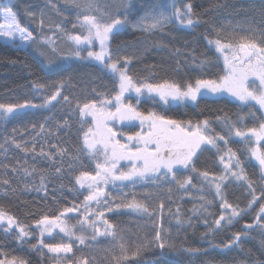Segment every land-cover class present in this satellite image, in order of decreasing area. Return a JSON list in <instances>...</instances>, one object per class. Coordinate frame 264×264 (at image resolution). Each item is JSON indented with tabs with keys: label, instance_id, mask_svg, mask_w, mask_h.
I'll return each mask as SVG.
<instances>
[{
	"label": "snow or ice",
	"instance_id": "snow-or-ice-1",
	"mask_svg": "<svg viewBox=\"0 0 264 264\" xmlns=\"http://www.w3.org/2000/svg\"><path fill=\"white\" fill-rule=\"evenodd\" d=\"M64 3L66 7L77 10L73 28L78 25L79 33L65 32L74 50L70 53L60 52L55 47L52 37H41L42 43L49 46L53 56L73 57L96 65L101 72L113 80L115 94L108 99L105 93H100L99 95L104 96V99H94L83 103L82 106L77 100L73 106V100L64 94L70 79H59L51 82L50 86L39 82L33 83V95L39 97L40 103L31 99L17 103H0V121L4 122L19 118L29 109H50L60 103L68 106L70 111L78 114L80 118L81 150L95 162L93 171H80L74 177L77 190L84 189L88 193L84 196L83 202L80 205L73 202L71 207H64L57 214H44L37 219L35 225L39 239L37 244L30 246L31 250L41 254L44 252L51 254L55 264H71L69 254L74 255L73 244L78 241L83 246L89 239L96 241L98 236L109 237L114 241V251L111 252L109 264H128L130 258L139 256L150 246L161 250V255L165 251L178 250L177 244L170 238V230L165 229L162 222L163 201L150 210L149 203L145 201L151 193H144V200H138L136 193L133 192L131 199L126 201L127 193L120 198L113 197L111 192L107 191L110 186L114 190H122L126 186L134 189L137 184L144 182H156V186H159L158 182L164 178L169 183H175L185 194H189L190 188H197L193 183L195 176L202 186H207L221 209L218 218L210 225L207 220L204 221L210 233L218 232L238 222L258 200L264 199V191L257 196L255 182L248 175L240 155L227 147L230 138L247 145L246 159L259 167L261 188L264 189V146L261 143L264 142V29H257L251 25L229 26L227 32L224 27L216 29V38L208 39L207 43L218 53V59L223 61L222 76L215 79L196 78L194 81L175 78L154 80L155 73H150L148 77H139L131 73L130 65L135 56L122 54L119 47L113 48V38L129 26L154 32L162 30L166 23L174 22L181 28L194 29L201 20L194 12L191 3H187L181 9L176 7L175 0L171 2L164 0L156 7L145 9L142 16L133 15L131 0L123 6V10L117 9L114 15L101 8L96 0H64ZM14 6L11 0H8L7 4L0 5V21H2L0 41L17 48H31L36 43L37 37L21 25L17 12L13 11ZM26 15L35 19V14L32 12L26 11ZM43 24L41 18V27ZM55 27L58 31H64L60 24H56ZM97 44L98 50H94ZM35 53L39 62L47 67L50 75H59L63 71L61 66L44 51L37 48ZM208 63L209 61L203 60L197 65L193 59V68L203 72ZM176 71L179 72L180 69L177 68ZM207 96H230L241 107H247L249 112L246 116H238L237 121H233L227 115L216 117L215 122L221 125L223 132L226 133L221 134L212 128V122L208 119L193 124L191 121L184 122L169 118L154 110L145 114L138 107L142 98L159 100L164 105H168L172 102L197 104L200 98ZM132 99H135V104L132 103ZM257 111L260 112V117L256 116ZM247 117L258 120V126L238 127L237 123L243 125ZM136 121L139 122L140 131L126 135V140L122 142L125 134L118 133L112 125L117 123L132 125ZM86 124L91 126L84 130ZM67 126L69 122L66 120L64 127ZM36 128L37 125H31L32 131L35 132L31 147H28V141L21 142L15 137L6 139L5 143L45 160L56 161L59 157L61 166L54 169L57 176L62 174L65 156L72 161L69 164L70 168L79 162L78 155L71 156L67 148L58 145H53L51 151H45L41 147L37 153L36 137L52 133L44 124L39 126V131H36ZM16 131L13 129V132ZM221 143L225 146L223 149ZM0 149H4V144H0ZM211 150H215L218 154L222 153L218 156L222 165L220 174L202 171L196 167L199 155ZM121 162H127V166H122ZM12 170L19 171L26 179L33 177L37 171L34 167L29 169L26 166ZM184 172H190L192 175L180 179L179 176ZM0 183L5 185L3 189L5 193L9 189L16 191L11 188L7 179ZM230 183L239 184L247 189L251 199L245 208L228 201L225 189ZM23 190L44 193L47 196L46 175L40 174L38 186L35 183L31 185L24 183ZM168 191L171 192L172 189L169 188ZM197 191H203V187L197 188ZM198 199L201 203L198 208L194 207L193 212L207 213L208 208L213 206V200L205 196H200ZM157 210L159 215L157 219L152 220L155 228L152 239L145 238L135 243L134 247L116 225L105 219V212L121 211L151 219ZM69 214L80 215L81 218L76 225L69 224ZM175 215L177 229L185 224L192 227L191 218L182 219L179 208ZM208 215L212 214L208 213ZM57 229L63 234L61 241L45 243V237L53 236ZM244 229V232L234 233L228 243L223 245V249L231 250L238 247L241 240L254 229L264 231V205L260 207L253 222L244 225ZM88 230H91L90 238L83 234ZM0 231L5 235L15 233V239L20 244L25 243L31 235L30 229L21 224L3 206H0ZM78 231L81 234L77 235ZM64 238L68 242H64ZM179 250L190 254L200 252V249L184 248L183 245L179 246ZM0 264H28V261L13 256L11 259H0ZM76 264H89V261L82 257Z\"/></svg>",
	"mask_w": 264,
	"mask_h": 264
},
{
	"label": "trees",
	"instance_id": "trees-1",
	"mask_svg": "<svg viewBox=\"0 0 264 264\" xmlns=\"http://www.w3.org/2000/svg\"><path fill=\"white\" fill-rule=\"evenodd\" d=\"M96 2L101 8L114 15L117 9L123 10L128 0H96ZM162 2L164 0H131L132 13L142 16L145 9L156 7ZM11 3L15 5L13 11L17 12L21 25L37 39L31 48H17L0 41V103H17L23 102L24 99L40 103L39 97L33 95V83L39 82L50 86L51 82L59 79H70V84L66 86L64 94L73 100V106L77 100L82 106L83 103L94 99H104L105 97L100 96V93H105L107 98L111 99L115 94L114 82L96 65L73 57L53 56L49 46L41 41V37H52L55 47L60 52H72L74 47L65 32L79 33L78 25L75 29L73 28L77 17L76 9L66 7L64 0H12ZM187 3L193 5L194 12L201 20V23L194 29H184L171 22L166 23L162 30L154 32H146L139 27L129 26L114 36L113 48L119 47L122 54L135 56L130 65L132 74L148 77L150 73H155L154 80L215 79L224 74L222 59H218V53L207 43L208 39L216 38V29L224 27L227 32L229 26L238 25L242 27L251 25L257 29H264V0H175L176 7L181 9ZM26 11L34 13L35 19L27 16ZM167 14L165 11V15ZM41 18L44 21L43 27L40 25ZM56 24H60L64 31H58ZM37 48L58 62L63 69L59 75H50L47 67L39 62L35 53ZM193 59L197 65L203 60L209 63L201 72L193 68ZM177 68L180 69L179 72L176 71ZM132 103H136L135 99H132ZM138 107L145 114L154 110L169 118L184 122L191 121L193 124L208 119L212 122V128L221 134L226 133L223 132L221 125L215 122L216 117L227 115L233 121H237L238 116H246L249 112L247 107H241L228 96L203 97L198 100L197 104L170 103L168 105H164L159 100L152 101L142 98ZM256 116L260 117L259 111L256 112ZM66 120L69 126L64 127ZM32 124L37 125L36 131H39V126L44 124L45 128L52 133L36 137L37 153L41 147L45 151H51L53 145H58L61 148H67L71 156L78 155L79 162L70 168L69 164L72 161L65 156L62 174L57 176L54 169L61 166L59 157L56 161L45 160L39 156L34 157L31 152L24 153L5 143L6 139L15 137L21 142L28 141V147H31L32 137L35 136V132L31 129ZM58 125L60 127H57ZM90 126L86 124L84 130ZM237 126H258V120L247 117L243 125L237 123ZM13 129L17 131L13 132ZM122 131L133 134L139 131V126H123ZM81 138L82 131L78 114L70 111L69 107L63 103L56 104L50 109H29L17 119L7 122L0 121V144H4V149H0V181L7 179L11 188L16 189L15 192L9 189L5 193L3 191L5 185L0 183V206L14 215L31 232L30 238L20 244L15 239V233L5 235L3 231H0V259H11L16 256L27 260L28 264H55L51 254L47 252L41 254L31 250L30 246L37 244L39 239L35 221L44 214H57L64 207H71L73 202L80 205L84 196L88 194L84 189L77 190L74 182V177L80 171H93L95 166V162L91 161L88 155L81 150ZM220 146L222 149L225 147L223 143ZM227 147L240 155L241 160L244 161L245 169L255 182L256 194L259 196L260 192L264 191L261 188L260 170L254 162L246 159L247 145L236 142L235 138H230ZM220 154L222 153L218 154L215 150L204 151L199 155L196 167L202 171L207 170L220 174L222 170V165L218 160ZM5 165L8 167L5 168ZM19 166H26L29 169L34 167L37 170L36 174L26 179L19 171L13 172L12 169ZM41 173L46 175L47 196L35 191H24L23 185L26 182L30 185L32 183L39 185ZM188 175L192 173L184 172L179 178L183 179ZM193 183L197 185V188L203 187V191L190 188L189 194H185L177 188L175 183H169L164 178L158 182L159 186H156V182H144L137 184L134 189L130 186L122 190L109 188L108 192H111L113 197L120 198L127 193L126 201L131 199L133 192L136 193L138 200H144V193H151L145 201L149 203L150 210L163 201L162 222L164 228L170 230L171 240L178 246L177 251H165L163 255H161V250L150 246L139 256L130 258L128 264H264V231L260 229L250 231L238 247L231 250L223 249V245L228 243L234 233L244 232V225L253 222L260 207L264 205V199L258 200L238 222L218 232L210 233L204 221L207 220L210 225L214 219L218 218L221 209L206 185L202 186L195 176ZM169 188L172 189L171 192L168 191ZM225 192L228 201L240 208H245L251 199L247 189L236 183H230ZM200 196L213 200V206L208 208L207 213L193 212L194 207L198 208L201 203L198 199ZM177 208L180 209L182 219L191 218L192 227L185 224L177 229L175 215ZM158 215L159 210L151 219L121 211L110 213L108 219L110 223L117 226V229L134 247L135 243L145 238L152 239L155 231L152 220L157 219ZM70 220L75 223L77 219L71 216ZM62 237L63 234L46 236L45 243H58ZM64 242H68L66 238ZM180 245L184 248L200 249V252L190 254L181 251L179 250ZM112 251H114V241L109 237L103 236L94 242L89 239L83 246L76 241L73 244L74 255L69 254V259L71 264H76L82 257L87 258L89 264H109Z\"/></svg>",
	"mask_w": 264,
	"mask_h": 264
},
{
	"label": "rangeland",
	"instance_id": "rangeland-1",
	"mask_svg": "<svg viewBox=\"0 0 264 264\" xmlns=\"http://www.w3.org/2000/svg\"><path fill=\"white\" fill-rule=\"evenodd\" d=\"M12 1V0H11ZM5 3H8V0H0V5H3V4H5ZM0 22H2V21H0ZM94 50H98V44H97V46H96V48L94 49ZM56 64H58V62H55ZM208 97V96H207ZM210 97H216V96H210ZM228 97H230V96H228ZM230 98H232V97H230ZM233 99V98H232ZM178 102H172V104H177ZM136 123H138V124H136ZM132 125H138L139 126V122L138 121H136V122H133V124ZM115 129H116V131L118 132V133H123V134H125V136H124V138L122 139V142H124L125 140H126V135H128L127 133H125L124 131H122V127L123 126H130V125H128L127 123L126 124H124V125H121V124H113L112 125ZM139 131H140V127H139ZM118 138H120V137H118ZM262 143V146H264V142H261ZM121 163H123V162H121ZM122 166H127V163H123V164H121ZM111 187V186H110ZM109 187V188H110ZM109 188L107 189V191L109 190ZM94 207H95V205H93ZM101 210H103V209H101ZM109 212H105V219H107L108 221H109V219H108V216H109ZM71 216H75L76 217V221H75V223H73L71 220H70V217ZM81 217H80V215H78V214H69V217H68V221H69V224L70 225H76L77 224V221L80 219ZM35 229L37 230V232H38V229L36 228V225H35ZM39 233V232H38ZM55 234H62V233H59V230L57 229V231L56 232H54L53 233V235H55ZM79 234H81L79 231L77 232V235H79ZM84 235H86V236H88L89 238L91 237V230H88L87 232H85V233H83ZM100 237H103V236H98L97 238H100Z\"/></svg>",
	"mask_w": 264,
	"mask_h": 264
}]
</instances>
